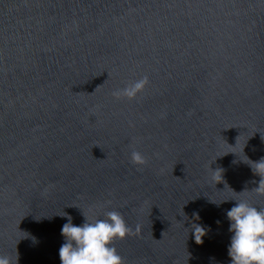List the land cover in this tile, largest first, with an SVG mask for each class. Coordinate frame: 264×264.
<instances>
[{"label": "water", "instance_id": "95a60500", "mask_svg": "<svg viewBox=\"0 0 264 264\" xmlns=\"http://www.w3.org/2000/svg\"><path fill=\"white\" fill-rule=\"evenodd\" d=\"M0 264H264V0H0Z\"/></svg>", "mask_w": 264, "mask_h": 264}]
</instances>
